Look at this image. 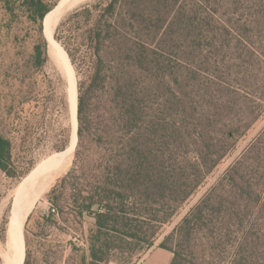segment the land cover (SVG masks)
Segmentation results:
<instances>
[{
    "label": "trees",
    "instance_id": "obj_1",
    "mask_svg": "<svg viewBox=\"0 0 264 264\" xmlns=\"http://www.w3.org/2000/svg\"><path fill=\"white\" fill-rule=\"evenodd\" d=\"M55 6L0 0V38L8 33L20 56L30 49L28 71L50 60L44 21ZM56 40L88 74L78 83L69 200L94 222L90 264H111L143 242L153 247L149 226L176 217L264 116V0H98L61 21ZM13 162L0 132V172L17 177ZM55 192L50 202L63 208ZM176 231L159 246L171 264L196 233L235 237L234 264H264V131Z\"/></svg>",
    "mask_w": 264,
    "mask_h": 264
},
{
    "label": "rangeland",
    "instance_id": "obj_2",
    "mask_svg": "<svg viewBox=\"0 0 264 264\" xmlns=\"http://www.w3.org/2000/svg\"><path fill=\"white\" fill-rule=\"evenodd\" d=\"M60 3L61 0H46ZM91 0L64 15L63 21L76 10L95 4ZM5 17L1 15V22ZM55 29V40L59 24ZM57 41V40H56ZM58 42V41H57ZM59 43V42H58ZM60 44V43H59ZM61 45V44H60ZM20 48L13 44L8 33L0 38V132L13 142L14 166L17 177H8L0 172V257L5 264L7 233L1 238L4 222L7 230L10 222L13 198L21 182L49 157L62 153L65 131L71 127L68 117V83L65 74L50 57L45 71L37 73L23 68L24 60L30 55V49L23 56ZM72 63V62H71ZM73 66V64H72ZM77 83L85 80L87 70L77 71ZM79 73V74H78ZM264 131V116L255 127L238 143L236 151L211 173L204 185L178 210L177 216L169 223L157 229L151 224L146 239L155 237L156 242L148 249L147 243H141L131 255H115L111 264H170L173 253L160 249V245L169 235L176 233L182 220L203 201L207 193L231 168L242 153ZM77 148V147H76ZM75 152L69 157V164L51 183L42 199L25 225V242H30L31 264H90V236L95 229L93 220L80 217L69 200L74 191L69 185L70 173L75 164ZM69 181L64 183L65 178ZM56 190V196L64 197L63 208L56 209L50 202V193ZM55 209V210H54ZM225 236H223L224 238ZM235 237L212 240L210 233H196L185 240L181 264H234ZM234 244V246H233ZM27 250V244H26Z\"/></svg>",
    "mask_w": 264,
    "mask_h": 264
},
{
    "label": "water",
    "instance_id": "obj_3",
    "mask_svg": "<svg viewBox=\"0 0 264 264\" xmlns=\"http://www.w3.org/2000/svg\"><path fill=\"white\" fill-rule=\"evenodd\" d=\"M62 1V0H61ZM61 3V2H60ZM58 3V7L59 4ZM55 6V8L57 7ZM55 8L47 15L46 20L44 21V31H45V36L46 40L48 41V35L47 32H52L54 33L55 36V29L57 26H54L53 22H50V25L47 28V18L48 16L55 10ZM77 9V8H76ZM48 30V31H47ZM49 42V41H48ZM68 54V53H67ZM69 58V57H68ZM71 62V61H70ZM56 64L59 66L61 71L65 74L64 76L66 77L67 83H68V96H69V101L71 105V121H72V111H73V93H76V101H77V111H76V121H77V129H76V138H77V145L79 143V138H78V129H79V122H78V93H79V88H78V83L76 79V74L74 75V82L75 85H73V80L71 77V73L68 68H65L64 65H62V62H56ZM72 64V63H71ZM62 65V66H61ZM73 68V66H72ZM75 72V71H74ZM72 132H71V146H72ZM52 157V156H51ZM49 157L47 160L44 162L40 163L25 179L24 181L21 182L20 186L18 187L17 191L19 189L22 190V194L16 191L15 197L13 198L12 202V209H11V216H10V222L8 225V233H7V243H6V251L4 254L5 257V264H21V259L22 255H24V262L25 263V258H26V242H25V225L28 222L29 217L32 215L31 211L28 214V211L30 209V205L33 199H35L38 193V186L42 184L41 182L43 181L42 177L47 176L48 171L50 167H53L54 164H57L56 160L52 159ZM34 183L33 187H30V183ZM37 188V189H36ZM19 193V194H18ZM23 195V196H21ZM20 197V198H19ZM20 200V201H19Z\"/></svg>",
    "mask_w": 264,
    "mask_h": 264
},
{
    "label": "bare ground",
    "instance_id": "obj_4",
    "mask_svg": "<svg viewBox=\"0 0 264 264\" xmlns=\"http://www.w3.org/2000/svg\"><path fill=\"white\" fill-rule=\"evenodd\" d=\"M89 1H91V0H62V1H60L61 3L59 4V7L57 6L55 8V10L47 18V21H46L47 28L50 25V22H53L54 26L56 27L64 15H66L68 12H70L73 9L75 10L76 8L80 7L83 4H86ZM47 35H48V41H49L48 44H49L50 55L53 57L55 62H62V65H64L65 68L69 69V71L71 73L72 80H73L75 78L74 77L75 72H74V69L72 68V64L70 62V59L68 58L69 55L67 54L65 49L62 47V45H60L55 40V36H54L53 31L47 32ZM73 85H75L74 80H73ZM76 93H77L76 91H75V93H73L74 99L72 102V106H73V111H72V126H73V128H72V141L73 142H72V146L70 145L64 152L52 156L53 158L51 157L52 159L56 160L57 164H54L53 167H50L49 169H47V171H48L47 176H44V175L42 176L44 178H43V181L41 182L42 184H40L38 186V193H37L38 196H36L35 199L32 200L31 205H30L31 207L28 211V214L31 211L35 210V208L38 204V201L40 199H42V196L46 193V191L48 190L51 183L53 181H55L56 178L67 167V164H69V157H71V155L75 151V146L77 145L76 129L78 127L77 121H76V111H77ZM33 184L34 183L32 182L29 184V186L33 187ZM17 192L20 193V192H22V190L19 189ZM20 194H22V193H20ZM21 196H23V195H21ZM23 262H24V255H22L21 264H23Z\"/></svg>",
    "mask_w": 264,
    "mask_h": 264
},
{
    "label": "crops",
    "instance_id": "obj_5",
    "mask_svg": "<svg viewBox=\"0 0 264 264\" xmlns=\"http://www.w3.org/2000/svg\"><path fill=\"white\" fill-rule=\"evenodd\" d=\"M170 257H171V261H172V257H173V256H170ZM151 264H152V263H151ZM153 264H155V261L153 262ZM170 264H171V262H170Z\"/></svg>",
    "mask_w": 264,
    "mask_h": 264
}]
</instances>
